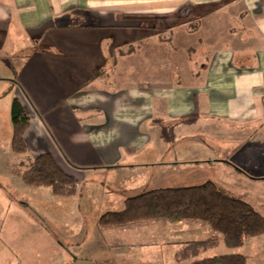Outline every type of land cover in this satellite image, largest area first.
<instances>
[{
  "label": "crops",
  "instance_id": "crops-1",
  "mask_svg": "<svg viewBox=\"0 0 264 264\" xmlns=\"http://www.w3.org/2000/svg\"><path fill=\"white\" fill-rule=\"evenodd\" d=\"M14 98L28 157L50 155L73 197L22 181ZM0 104V264L177 262L218 235L200 221H98L199 169L237 179L229 157L264 148V0H0Z\"/></svg>",
  "mask_w": 264,
  "mask_h": 264
},
{
  "label": "trees",
  "instance_id": "trees-1",
  "mask_svg": "<svg viewBox=\"0 0 264 264\" xmlns=\"http://www.w3.org/2000/svg\"><path fill=\"white\" fill-rule=\"evenodd\" d=\"M10 117L12 151L28 161L21 176L24 184L46 188L55 197H73L77 192L75 181L57 167L50 155L42 154L34 159L28 157L24 133L29 127V118L16 98L11 103ZM157 220L170 224L200 221L218 235L186 243L176 255L179 263L246 264L244 256L212 255L210 252L220 245L237 251L248 239L264 235V217L248 203L223 194L212 182L193 187L157 189L128 198L121 211L102 215L98 223L104 227H118Z\"/></svg>",
  "mask_w": 264,
  "mask_h": 264
},
{
  "label": "rangeland",
  "instance_id": "rangeland-1",
  "mask_svg": "<svg viewBox=\"0 0 264 264\" xmlns=\"http://www.w3.org/2000/svg\"><path fill=\"white\" fill-rule=\"evenodd\" d=\"M11 61L13 62V59H11ZM2 111L3 107L2 104H0V113H2ZM4 133L3 126L1 128L2 136H4ZM228 153L232 154V151L230 150ZM232 156L229 157L230 160H232V162L234 161L237 164L236 166L243 172V175L237 179L217 177L216 169H199L190 177L170 178L169 180L162 182L159 187L155 188L166 189L193 187L202 185L206 182H212L223 194L248 203L264 217V148H257L256 151L251 149L235 155L236 157ZM85 192H87V190L83 188L81 194H84ZM79 202L82 203L83 201L80 200ZM91 203H93V201H88V206L87 204L86 206L90 208ZM30 208L33 210L37 209L35 203L31 202ZM88 218H90V216H88ZM194 236L200 238L199 236L201 235ZM171 250L172 249H168L167 252H171ZM241 250L245 253L244 257L247 260L246 264H264V235L248 239ZM214 252H217V254H227L231 251L225 249L223 245H220L217 249L210 253ZM170 256L171 255L168 254V256L163 258L162 264H187L173 262L172 257L170 258Z\"/></svg>",
  "mask_w": 264,
  "mask_h": 264
}]
</instances>
